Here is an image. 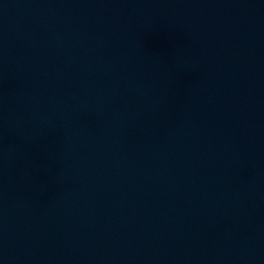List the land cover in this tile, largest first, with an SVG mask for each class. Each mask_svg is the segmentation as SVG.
I'll return each mask as SVG.
<instances>
[{
	"label": "water",
	"instance_id": "1",
	"mask_svg": "<svg viewBox=\"0 0 264 264\" xmlns=\"http://www.w3.org/2000/svg\"><path fill=\"white\" fill-rule=\"evenodd\" d=\"M0 264H264V0H0Z\"/></svg>",
	"mask_w": 264,
	"mask_h": 264
}]
</instances>
